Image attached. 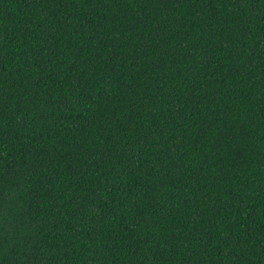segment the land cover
I'll list each match as a JSON object with an SVG mask.
<instances>
[{
	"label": "trees",
	"instance_id": "trees-1",
	"mask_svg": "<svg viewBox=\"0 0 264 264\" xmlns=\"http://www.w3.org/2000/svg\"><path fill=\"white\" fill-rule=\"evenodd\" d=\"M0 264H264V0H0Z\"/></svg>",
	"mask_w": 264,
	"mask_h": 264
}]
</instances>
